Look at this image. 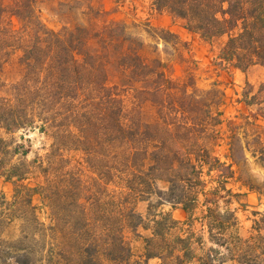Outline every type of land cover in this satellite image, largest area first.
Returning <instances> with one entry per match:
<instances>
[{
	"label": "trees",
	"instance_id": "trees-1",
	"mask_svg": "<svg viewBox=\"0 0 264 264\" xmlns=\"http://www.w3.org/2000/svg\"><path fill=\"white\" fill-rule=\"evenodd\" d=\"M147 1L205 41L225 39L222 63L264 68V0ZM36 4L0 0V93L7 87L4 65L20 54L21 67L9 96L0 94V130H39L51 141L28 167L0 160L3 177L16 185L14 201L3 198L5 220L23 222L20 238L0 239V264H264V214H255L260 219L244 238L232 208L239 194L229 185L238 180L234 166L246 160L245 148L231 137L230 164L211 151L224 123L225 94L199 89L192 77L168 78L161 62L132 49L136 43L120 25L56 31L42 23ZM14 19L19 28L11 26ZM112 53L136 87L132 106L108 85ZM242 96L246 106L264 110V82ZM144 104L155 109L150 123L142 119ZM8 153L0 139V154ZM73 153L97 176L91 185L69 168ZM256 154L264 167V146ZM35 173V186L25 184ZM141 201L149 203L146 219L135 207ZM165 205L180 208L185 219L155 212ZM140 227L151 235L144 239L145 261H133L125 232Z\"/></svg>",
	"mask_w": 264,
	"mask_h": 264
},
{
	"label": "rangeland",
	"instance_id": "rangeland-1",
	"mask_svg": "<svg viewBox=\"0 0 264 264\" xmlns=\"http://www.w3.org/2000/svg\"><path fill=\"white\" fill-rule=\"evenodd\" d=\"M36 8L39 17L48 28L60 31L64 28H85L91 33L101 31L110 25H120L125 33L136 43L132 49L138 51L149 61L161 62L168 78L184 82L193 78L199 89H218L225 94L226 105L224 111V123L219 128V139L211 144L214 156L222 162L232 163L230 160L231 137H239L245 148L246 160L234 166L236 179L229 188L239 197L233 202L232 208L237 211L240 221V234L248 238L254 227V222L259 220L256 213L264 214V167L256 154L260 146H264V110L258 106L248 107L243 102V93L254 89L256 92L264 82V68L252 67L246 71L234 69L231 65L222 63L219 53L225 43V39L205 41L200 36L189 32L184 23L173 18L167 13H157L151 9L147 0H36ZM11 26L19 28L17 20L11 21ZM130 44L127 43L128 47ZM98 46L90 45V51L96 53ZM20 54L13 56L4 65L2 80L7 85L1 90V96L8 97L9 88L21 78V67L18 59ZM119 56L110 54L107 67L108 85L122 90L128 106H132L136 88L128 83L118 66ZM137 87H146L140 85ZM142 119L150 123L155 118V109L150 104H144L141 110ZM0 139L7 144L8 154L1 155L0 160L4 166L24 164L32 165L39 156H45L49 152L51 141L39 132V130L18 131L7 134L0 130ZM249 146V147H248ZM81 153H73L70 156V167L77 172H83L86 186L91 185V180L97 178L90 172ZM34 176L25 184L34 187ZM15 180L7 181L0 170V239L16 240L21 237L23 222L14 218L11 223L6 222L3 198L12 203L15 196ZM246 182L251 188L244 187ZM110 191H115L113 185H109ZM153 202H156L154 199ZM34 205L40 206V200L35 197ZM137 213L147 218L149 203L138 202L135 205ZM170 213L174 219L183 221L185 214L180 208H172L165 205L157 208L155 212ZM42 218H44L42 216ZM148 222V221H146ZM150 230L140 227L136 232H125L126 242L131 247L133 261H145L144 239L150 237ZM148 264H161L158 259L149 260ZM222 264H239L229 259Z\"/></svg>",
	"mask_w": 264,
	"mask_h": 264
}]
</instances>
